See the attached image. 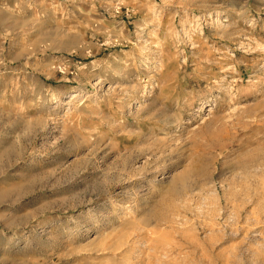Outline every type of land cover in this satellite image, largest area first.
I'll return each instance as SVG.
<instances>
[{"label": "rangeland", "instance_id": "374dc122", "mask_svg": "<svg viewBox=\"0 0 264 264\" xmlns=\"http://www.w3.org/2000/svg\"><path fill=\"white\" fill-rule=\"evenodd\" d=\"M0 264H264V0H0Z\"/></svg>", "mask_w": 264, "mask_h": 264}]
</instances>
